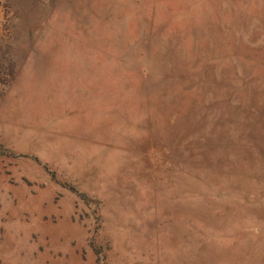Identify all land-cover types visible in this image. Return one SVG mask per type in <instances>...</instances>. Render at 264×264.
Masks as SVG:
<instances>
[{
  "label": "rangeland",
  "instance_id": "374dc122",
  "mask_svg": "<svg viewBox=\"0 0 264 264\" xmlns=\"http://www.w3.org/2000/svg\"><path fill=\"white\" fill-rule=\"evenodd\" d=\"M0 264H264V0H0Z\"/></svg>",
  "mask_w": 264,
  "mask_h": 264
}]
</instances>
